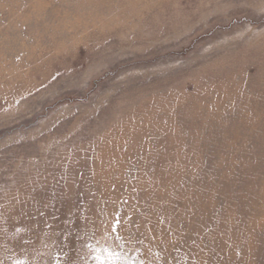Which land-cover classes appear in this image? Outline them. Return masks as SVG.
Listing matches in <instances>:
<instances>
[{"label": "rangeland", "instance_id": "obj_1", "mask_svg": "<svg viewBox=\"0 0 264 264\" xmlns=\"http://www.w3.org/2000/svg\"><path fill=\"white\" fill-rule=\"evenodd\" d=\"M0 264H264V0H0Z\"/></svg>", "mask_w": 264, "mask_h": 264}]
</instances>
